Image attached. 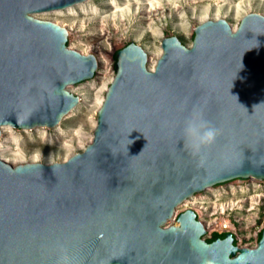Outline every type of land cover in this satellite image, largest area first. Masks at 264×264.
Returning <instances> with one entry per match:
<instances>
[{
  "label": "water",
  "instance_id": "water-1",
  "mask_svg": "<svg viewBox=\"0 0 264 264\" xmlns=\"http://www.w3.org/2000/svg\"><path fill=\"white\" fill-rule=\"evenodd\" d=\"M83 1L0 0V140L6 125L56 127L82 102L69 86L99 59L38 14ZM162 47L155 70L136 42L117 52L84 151L52 164L0 154V264H264V230L242 247L233 232L206 239L192 208L168 224L198 193L264 180V15L236 30L208 20L192 46L171 35Z\"/></svg>",
  "mask_w": 264,
  "mask_h": 264
},
{
  "label": "rangeland",
  "instance_id": "rangeland-1",
  "mask_svg": "<svg viewBox=\"0 0 264 264\" xmlns=\"http://www.w3.org/2000/svg\"><path fill=\"white\" fill-rule=\"evenodd\" d=\"M256 1L254 0V2ZM100 2H103V0H100ZM73 7H76V5ZM73 7L72 9L68 8L66 13L48 12L40 13L38 16L61 22V25L66 24L72 22V20L82 18L81 15H71L70 12L81 13L83 8L76 7L73 9ZM88 7L91 8V6ZM258 7V11L255 12H264L262 5ZM172 11L176 12L174 9ZM177 18L173 19L172 14L168 15V27L164 32L153 33L146 28L141 42L132 38L133 30L138 27H124L121 34L113 35V40H109L108 37L92 38L89 34L97 30L92 26L84 29V31H81L83 30L82 26H78L73 34L70 32L69 46L81 52L96 55L100 62L98 72L93 79L75 84L85 87L84 100L82 99V102L73 110L67 120L64 119L61 122L63 126L60 132L54 130L56 127L47 128L51 135L48 139H43L41 131L29 133L15 128L18 138L15 141L6 136L11 152L1 156L10 159L18 165L31 162V157L34 154L41 153L44 156L42 163L51 164L63 162L72 155L84 151L92 141V135L94 136L100 100L103 96H106V93L104 95L103 86L110 83L116 75L115 60L117 52L132 42H136L144 48L148 47L150 50L158 51L163 42L160 35L164 36V38L176 35L185 45L192 46L194 31L198 25L197 22L193 21L188 24L189 31L177 30V24H180L176 20ZM229 22L231 25L236 24L237 19L234 14L230 17ZM143 27L146 26L143 25ZM110 31L113 32V29H110ZM122 37L124 38L122 39ZM148 65L150 67V60ZM255 186L257 188H254ZM195 198L202 202L204 206L200 213L196 209L194 210L208 229L205 235L206 239L211 238L215 231L233 232L239 246L255 247L258 244V237L264 223V180L254 178L237 179L198 193L193 199ZM240 200H243V202L240 203ZM187 209L191 208L182 204L178 208L176 215L168 221V224H178L179 214ZM224 224H228L227 229H224Z\"/></svg>",
  "mask_w": 264,
  "mask_h": 264
},
{
  "label": "bare ground",
  "instance_id": "bare-ground-1",
  "mask_svg": "<svg viewBox=\"0 0 264 264\" xmlns=\"http://www.w3.org/2000/svg\"><path fill=\"white\" fill-rule=\"evenodd\" d=\"M75 5L76 7H82L83 11L81 13L70 12L71 15H81L82 18L62 24V26L67 27L70 30L71 34L74 33L78 26H82L83 30L81 31H84V29L92 26L95 30L97 29L96 31H93L89 34L92 38L108 37L109 40H113V35L121 34L124 30V27H138L137 29L133 30L132 38H135L136 41L141 42L143 40V35L145 34L146 28L149 29V32L153 33H157L158 31L164 32V30L168 27L167 21L169 14H172L173 19L178 17L176 20L179 21L180 24H177V30L183 29L186 31H189L188 24L192 23L193 21L197 22L198 25L205 23L208 20L219 21L221 18L227 19V21H229L230 17L234 14L236 16L237 22L236 24H232V27L234 30H236L242 19L247 14L258 13L255 11H258L257 9H259L258 6L260 5H262L264 8V0H257L256 2H254V0H103V2H100V0H86ZM73 6L68 8L72 9ZM88 6H91V8ZM76 7H73V9ZM68 8H65V10L57 9L49 12L66 13L68 12ZM173 9L176 12L172 11ZM261 14L264 15V12ZM57 23L61 24V22ZM143 25L146 27H143ZM110 29H113V32H111ZM140 36L142 37L140 38ZM160 36L161 40L163 41L165 39L164 36ZM123 38L124 37H122V39ZM146 48L147 51L149 50L151 55L150 69L155 70L158 61L163 54V47L161 46L158 51L150 50L148 47ZM82 53L87 54V52ZM104 60L106 61L105 58ZM104 60L103 64L105 63ZM111 82L103 86L104 95L107 93ZM69 89L72 93L80 95L84 100L85 87L74 84L69 86ZM104 98L105 97L103 96L100 100L99 109L103 104ZM73 110L64 119L67 120L71 116ZM62 126L63 124L60 123L58 126H56V128H53H55L54 130L56 132H60L62 130ZM95 126H97V121H95ZM47 128L48 127H37L33 130H23L29 133L41 131L43 139H48L51 135L49 133V129ZM6 136H9L10 139L16 141L18 138L16 129L10 125L3 127V135L2 139L0 140V153L2 156L11 152V149L8 146L9 143L6 141ZM92 139L93 135L91 137V140ZM43 158L44 156L41 153H36L31 157V162L42 163ZM3 159L13 165H16L15 162H12L6 157ZM254 188H257V186ZM193 198L186 200L183 205H187L192 209H196L199 213L202 212L204 209L202 202H199L196 198ZM239 202L241 203L243 200H240Z\"/></svg>",
  "mask_w": 264,
  "mask_h": 264
},
{
  "label": "clouds",
  "instance_id": "clouds-1",
  "mask_svg": "<svg viewBox=\"0 0 264 264\" xmlns=\"http://www.w3.org/2000/svg\"><path fill=\"white\" fill-rule=\"evenodd\" d=\"M190 131H193V130L190 129ZM215 136H216V130L215 129H210L201 138V142L202 143H211L215 139Z\"/></svg>",
  "mask_w": 264,
  "mask_h": 264
},
{
  "label": "trees",
  "instance_id": "trees-1",
  "mask_svg": "<svg viewBox=\"0 0 264 264\" xmlns=\"http://www.w3.org/2000/svg\"><path fill=\"white\" fill-rule=\"evenodd\" d=\"M227 234V232H219V231H215L213 234H212V237L209 238L208 240L209 241H213L215 240L216 238L218 237H225ZM262 236V232L259 234V239L261 238ZM236 243H237V239H236Z\"/></svg>",
  "mask_w": 264,
  "mask_h": 264
},
{
  "label": "built area",
  "instance_id": "built-area-1",
  "mask_svg": "<svg viewBox=\"0 0 264 264\" xmlns=\"http://www.w3.org/2000/svg\"><path fill=\"white\" fill-rule=\"evenodd\" d=\"M226 226V227H225ZM228 228V224H224V229H227ZM262 230H264V223H263V225H262V229H261V232H262ZM259 238V237H258ZM258 238H257V241H258Z\"/></svg>",
  "mask_w": 264,
  "mask_h": 264
}]
</instances>
